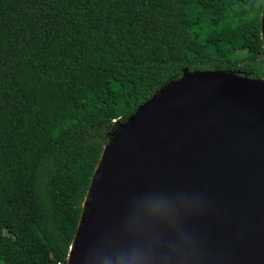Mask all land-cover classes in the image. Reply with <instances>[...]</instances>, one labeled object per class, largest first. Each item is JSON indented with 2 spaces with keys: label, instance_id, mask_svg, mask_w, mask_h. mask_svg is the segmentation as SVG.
Returning a JSON list of instances; mask_svg holds the SVG:
<instances>
[{
  "label": "trees",
  "instance_id": "16d2710c",
  "mask_svg": "<svg viewBox=\"0 0 264 264\" xmlns=\"http://www.w3.org/2000/svg\"><path fill=\"white\" fill-rule=\"evenodd\" d=\"M263 15L264 0H0V264H66L110 133L184 69L264 80Z\"/></svg>",
  "mask_w": 264,
  "mask_h": 264
},
{
  "label": "water",
  "instance_id": "95a60500",
  "mask_svg": "<svg viewBox=\"0 0 264 264\" xmlns=\"http://www.w3.org/2000/svg\"><path fill=\"white\" fill-rule=\"evenodd\" d=\"M112 142L66 264H264L263 79L184 69Z\"/></svg>",
  "mask_w": 264,
  "mask_h": 264
},
{
  "label": "bare ground",
  "instance_id": "6f19581e",
  "mask_svg": "<svg viewBox=\"0 0 264 264\" xmlns=\"http://www.w3.org/2000/svg\"><path fill=\"white\" fill-rule=\"evenodd\" d=\"M254 80L255 81L251 80L250 83L263 85V83L261 81H259V79H254ZM113 145L117 146V144L115 142H112L105 149L104 154H103L102 162L97 167V170H96L97 173H100L107 166V163H106L107 158L114 153V152H112V148H111ZM96 188H97V184H96V181L94 179L93 184H92V188H91L90 193L88 195V200H86V202L84 203L85 204V208H86V212H85V214H83L84 218L82 217L83 220L80 223V229L78 230V233H77V235L75 237L76 239L74 240V242H73V244L71 246V249L73 250V252L80 246V240H81V236H82L83 226H84L86 218L88 217L89 210H90V208L92 206L91 201H92V198H93V196L95 194ZM72 256H73V254H72ZM84 264H90V262L89 263H84Z\"/></svg>",
  "mask_w": 264,
  "mask_h": 264
},
{
  "label": "clouds",
  "instance_id": "9594fccd",
  "mask_svg": "<svg viewBox=\"0 0 264 264\" xmlns=\"http://www.w3.org/2000/svg\"><path fill=\"white\" fill-rule=\"evenodd\" d=\"M135 258H138V257H136V256L125 257V259H135Z\"/></svg>",
  "mask_w": 264,
  "mask_h": 264
},
{
  "label": "rangeland",
  "instance_id": "374dc122",
  "mask_svg": "<svg viewBox=\"0 0 264 264\" xmlns=\"http://www.w3.org/2000/svg\"><path fill=\"white\" fill-rule=\"evenodd\" d=\"M199 14H200V10L197 11L196 16L199 15ZM200 15H202V14H200ZM200 15H199V17H200ZM117 126H118V125H117ZM116 128H117V127H116ZM0 225H1V223H0ZM70 251H71V248H70Z\"/></svg>",
  "mask_w": 264,
  "mask_h": 264
},
{
  "label": "built area",
  "instance_id": "2783aa9c",
  "mask_svg": "<svg viewBox=\"0 0 264 264\" xmlns=\"http://www.w3.org/2000/svg\"><path fill=\"white\" fill-rule=\"evenodd\" d=\"M116 123H117V121H115ZM58 264H60V263H58Z\"/></svg>",
  "mask_w": 264,
  "mask_h": 264
}]
</instances>
